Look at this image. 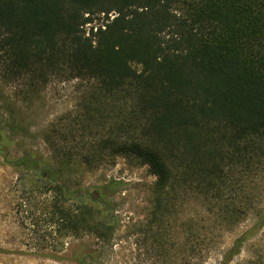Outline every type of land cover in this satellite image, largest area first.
I'll use <instances>...</instances> for the list:
<instances>
[{
  "label": "trees",
  "instance_id": "obj_1",
  "mask_svg": "<svg viewBox=\"0 0 264 264\" xmlns=\"http://www.w3.org/2000/svg\"><path fill=\"white\" fill-rule=\"evenodd\" d=\"M0 78L29 98L55 81H87L100 106L105 98L120 104L109 112L112 130L105 128L107 111L94 116L88 108L67 125L54 124L53 152L72 168L135 158L155 178L156 208L164 212L181 197L201 202L212 225L202 231L191 224L192 237L204 232L192 249L210 248L216 229L237 226L260 204L264 0H0ZM2 110L15 118L0 99ZM10 116L0 114V125L11 127L9 134L0 129V153L9 154L20 136ZM45 161L35 155L15 162L37 171L44 195H51L47 215L59 235L57 252L69 237L91 235L106 244L114 226L94 204L70 205ZM33 162L44 170L33 169ZM256 212L255 224L221 264H231L263 231L264 208ZM253 253L244 264H264V246ZM99 257L75 253L80 264H100L103 253Z\"/></svg>",
  "mask_w": 264,
  "mask_h": 264
},
{
  "label": "rangeland",
  "instance_id": "obj_2",
  "mask_svg": "<svg viewBox=\"0 0 264 264\" xmlns=\"http://www.w3.org/2000/svg\"><path fill=\"white\" fill-rule=\"evenodd\" d=\"M96 23L92 26L98 27L102 21ZM19 90L16 84L5 85L0 78V99L11 106L15 118L5 110L0 114L10 116V125L16 124L21 131L14 138L10 153H0V264H80L75 253L79 257L90 254L93 259L103 253L100 264H221L235 240L255 224L256 210L264 208L263 189L260 204L237 226L219 227L209 237L210 248L202 250L197 245L192 249V243L204 240V232L192 237L191 224L204 227L202 231L212 225L201 202L181 197L183 201L177 207L164 212V206L156 208L155 178L135 158L117 157L114 165L72 168L62 164L66 159L56 157L53 152L49 133L54 124L67 125L88 108L94 116L97 110L107 111L105 128L112 130L116 120L109 112L120 104L105 98L107 101L100 106L93 84L82 80L55 81L32 98L19 96ZM124 111L127 113V108ZM6 128V124L0 125L9 134L11 127ZM84 139L88 146L90 138ZM35 155L41 163L50 161L58 183L66 187L70 205L75 208L79 202L94 204L101 211L99 217L114 226L106 244L91 235L69 237L64 240L63 252H57L59 235L57 228L48 223L47 215L51 195H44L37 171H31L25 162L21 165L15 162L24 157L30 160ZM87 155L88 150L82 152L83 159ZM37 162H33V169L43 171ZM46 173L49 174L48 169ZM31 190L32 197L28 195ZM262 245L264 229L245 244L231 264H244Z\"/></svg>",
  "mask_w": 264,
  "mask_h": 264
}]
</instances>
